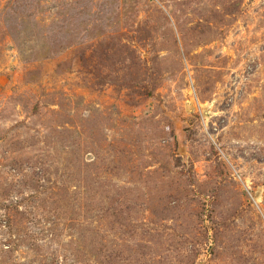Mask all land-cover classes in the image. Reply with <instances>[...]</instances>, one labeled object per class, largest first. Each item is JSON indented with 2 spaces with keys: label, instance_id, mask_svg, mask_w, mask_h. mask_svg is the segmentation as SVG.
Here are the masks:
<instances>
[{
  "label": "rangeland",
  "instance_id": "obj_1",
  "mask_svg": "<svg viewBox=\"0 0 264 264\" xmlns=\"http://www.w3.org/2000/svg\"><path fill=\"white\" fill-rule=\"evenodd\" d=\"M0 264H264V0H0Z\"/></svg>",
  "mask_w": 264,
  "mask_h": 264
}]
</instances>
